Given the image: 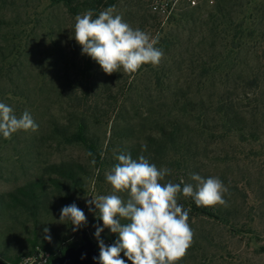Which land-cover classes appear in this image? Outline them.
<instances>
[{
	"label": "rangeland",
	"instance_id": "374dc122",
	"mask_svg": "<svg viewBox=\"0 0 264 264\" xmlns=\"http://www.w3.org/2000/svg\"><path fill=\"white\" fill-rule=\"evenodd\" d=\"M149 1L116 0L115 14L153 37L161 30L176 35L175 24L181 14L191 12L190 6L182 0L169 16L160 19L150 11ZM251 1L252 8L262 4L260 0ZM204 2L207 5L204 4L202 15L213 6L212 0H201V4ZM5 12L18 22L13 39L19 42V47L12 50L11 46L6 49L5 43L1 45L0 102L11 106L17 116L27 110L39 127L35 132L19 131L7 140L0 135V196L39 180L52 164L79 163L87 169L89 177L82 189L71 192L72 203H76L87 217V223L78 230L74 231L68 220L59 221L60 210L66 205L57 198H51L47 209L39 214L0 212V259L20 258L21 261L35 257L49 260L50 256L43 252L34 255L31 252L32 232L36 228L41 238H45L44 229H49V242L58 254L64 245L79 247L83 231L98 250L99 240L110 246L117 241L118 234L111 244L108 240L111 231L107 228L99 240L96 238V228L103 224L97 218L95 205L90 211L87 201L112 193L105 178L114 166L110 159L132 143H143L153 132L155 118H150V99L144 94L150 89L148 85H153L145 77L151 69L175 65L164 58L158 66L143 65L142 71L134 75L125 74L122 69L113 74L114 94L103 107L109 115L92 130L99 141V150L92 157L82 145L52 140L49 129L55 116L66 117L73 106L65 88L66 76H72L81 66V47L72 38L75 20L65 8L52 7L50 0H19L15 8ZM250 12L251 9H247V16ZM250 25L247 22V26ZM95 70L99 71L98 65ZM157 96L153 93L152 100L157 102ZM122 134L127 135L122 137ZM228 137L220 136L217 138L220 141L206 137L204 141L207 142L202 147L207 151L202 150L198 155L193 152L190 168L204 178L216 176L223 181L229 189L224 196L229 208L239 216L238 231L208 218L193 220L190 225L194 231L193 243L184 261L178 264H264V137L259 141ZM93 159L95 164L91 163ZM121 195L127 199L126 194ZM249 230L252 233H248ZM121 258L124 259L123 253Z\"/></svg>",
	"mask_w": 264,
	"mask_h": 264
},
{
	"label": "trees",
	"instance_id": "16d2710c",
	"mask_svg": "<svg viewBox=\"0 0 264 264\" xmlns=\"http://www.w3.org/2000/svg\"><path fill=\"white\" fill-rule=\"evenodd\" d=\"M18 1L0 0V50L4 43L6 49L8 46L12 50L19 47V42L13 39L18 22L5 12L15 8ZM212 1L213 6L205 15L201 12L206 2L181 14L175 24L176 35L165 34L162 30L159 33L156 46L164 52L162 60L170 59L175 66L151 69L145 77L153 85H148L150 89L144 92L150 99V118H155L153 132L143 143L137 141L118 153H130L133 159L144 155L157 167H167L171 172L165 181L180 183L183 180L195 184L191 179L192 174H197L190 168L195 156L192 153L198 155L202 150L207 151L202 147L207 142L204 141L206 137L215 141H220L217 140L220 136H239L242 141L246 138L259 141L264 137V0L253 8L251 0ZM116 3V0H50L52 7L65 8L74 20L76 15L89 9L93 10L95 18ZM247 9H251L248 16ZM247 22L251 25L247 26ZM61 30L59 25L60 33ZM2 53L0 51V56ZM80 58L81 66L72 76H66L65 90L73 106L66 117L55 116L49 129L52 140L82 145L94 157L99 150V141L92 130L109 115L103 107L114 94V73L105 74L87 55L81 54ZM96 65L99 71L95 70ZM155 92L157 102L152 100ZM144 144L146 151H142ZM115 156L110 159V164L118 162ZM88 175L87 169L79 163L52 164L39 180L0 196V212L39 214L42 209H47L51 198L70 205L71 192L82 189ZM178 203L190 210V225L193 220L208 218L238 231L239 216L237 211L229 208L228 202L227 206L197 207L192 198L181 195ZM116 239L117 236L110 233L109 243ZM71 247L78 246L64 245L59 254L55 253L49 240L41 238L38 228L32 232L30 249L33 255L43 252L51 261ZM124 259L126 264H131L126 257ZM19 261L20 258H15L4 262L19 264Z\"/></svg>",
	"mask_w": 264,
	"mask_h": 264
},
{
	"label": "clouds",
	"instance_id": "9594fccd",
	"mask_svg": "<svg viewBox=\"0 0 264 264\" xmlns=\"http://www.w3.org/2000/svg\"><path fill=\"white\" fill-rule=\"evenodd\" d=\"M72 38L81 47V54L91 57L107 75L121 69L134 75L143 65L158 66L164 57L163 50L156 46L159 35L153 37L133 28L115 14L114 6L95 18L91 9L76 15ZM38 127L27 110L17 116L11 106L0 102V135L4 139H11L19 131L35 132ZM146 150L147 145H142V151ZM115 159L118 162L105 174L112 193L87 201L90 211L95 205L97 218L103 224L96 228V238L99 240L105 228L118 234L110 246L99 240V264H126L121 253L131 264H178L187 255L194 237L190 210L178 203L180 196L192 198L197 207L227 206L224 196L229 189L216 176L192 174L194 185L183 180L165 181L171 170L157 167L144 155L133 159L130 153L121 152ZM91 163L95 164V159ZM65 220L71 222L74 231L87 223L84 211L76 203L60 210L59 221ZM44 232L45 238L51 240L49 229Z\"/></svg>",
	"mask_w": 264,
	"mask_h": 264
},
{
	"label": "water",
	"instance_id": "95a60500",
	"mask_svg": "<svg viewBox=\"0 0 264 264\" xmlns=\"http://www.w3.org/2000/svg\"><path fill=\"white\" fill-rule=\"evenodd\" d=\"M82 244L68 248L62 256L52 259L48 264H99V250L86 232L81 234ZM0 264H8L0 259Z\"/></svg>",
	"mask_w": 264,
	"mask_h": 264
},
{
	"label": "built area",
	"instance_id": "2783aa9c",
	"mask_svg": "<svg viewBox=\"0 0 264 264\" xmlns=\"http://www.w3.org/2000/svg\"><path fill=\"white\" fill-rule=\"evenodd\" d=\"M182 0H150V9L152 13L157 14L162 19L169 16L175 7L180 3ZM185 1L190 7H197L201 4V0H183ZM49 260L39 259L35 257L23 258L19 264H48Z\"/></svg>",
	"mask_w": 264,
	"mask_h": 264
}]
</instances>
